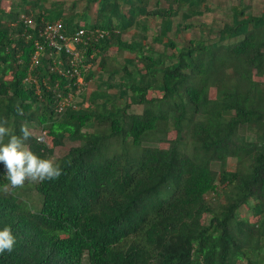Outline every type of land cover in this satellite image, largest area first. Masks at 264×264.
<instances>
[{
	"label": "trees",
	"instance_id": "trees-1",
	"mask_svg": "<svg viewBox=\"0 0 264 264\" xmlns=\"http://www.w3.org/2000/svg\"><path fill=\"white\" fill-rule=\"evenodd\" d=\"M83 1L0 0V118L63 169L5 194L0 164V228L17 236L0 264H264V10L241 0L216 38L182 43L208 0ZM58 20L107 32L79 46L84 83L39 35Z\"/></svg>",
	"mask_w": 264,
	"mask_h": 264
},
{
	"label": "clouds",
	"instance_id": "clouds-1",
	"mask_svg": "<svg viewBox=\"0 0 264 264\" xmlns=\"http://www.w3.org/2000/svg\"><path fill=\"white\" fill-rule=\"evenodd\" d=\"M34 139L33 130L27 123L15 134L8 127V121L0 118V164L4 166L7 183L3 192L9 194L23 188L26 183H43L60 178L63 169L60 163L51 156L42 157L30 146ZM43 143V137L40 138ZM17 244V236L11 225L0 228V255L11 254Z\"/></svg>",
	"mask_w": 264,
	"mask_h": 264
},
{
	"label": "rangeland",
	"instance_id": "rangeland-1",
	"mask_svg": "<svg viewBox=\"0 0 264 264\" xmlns=\"http://www.w3.org/2000/svg\"><path fill=\"white\" fill-rule=\"evenodd\" d=\"M10 1H17V0H8V2ZM67 2V5L72 1V0H64ZM241 0H208V4L211 6V9H213V11H207L205 12V14L203 16L200 17H195L193 19V21L197 24L196 27H193L191 31L189 32H184V35L182 37V43H187L188 42V38L190 37H196V36H208L209 38H216L218 36V30L220 28L221 25H223L224 23H226L227 21L230 20V15H231V6L233 4H238ZM245 2L246 5H248L249 7H252L254 13H259L262 10H264V0H243ZM155 0L152 1V3L154 4ZM80 6L82 7L84 4V1L81 0L80 2ZM200 23L204 24V30L201 32L199 30L198 25H200ZM130 36L128 34L124 35V38H129ZM150 40V39H149ZM156 49L158 51H162L163 50V46L161 45H155ZM114 49L112 51L109 52V55L111 57V59L123 63L124 61V54L123 53H117V48L116 46L113 47ZM171 51V49L169 50V52ZM139 53H142V50L139 49ZM126 54V53H125ZM131 55H133L134 57L137 55L136 53L131 52ZM139 61L140 64H142V62L137 59ZM97 65V64H96ZM97 66L94 65V69ZM116 77L118 78L119 75H116ZM84 83V80H83ZM96 83H97V74H92L90 80H88V82L86 83V89L84 91V95H79V93H75V97L74 95H72V98L74 97V101L76 103L82 104L83 99L82 97H88V95L90 94V92L92 90H94L96 88ZM216 84L214 82H212L211 86H210V91L213 92V90L215 89ZM114 91V89L112 90ZM150 96L155 95V92H149ZM70 99V98H69ZM129 99V98H128ZM131 99V97H130ZM129 111H136V112H141L142 111V106L138 105V104H132L131 107L129 108ZM36 134H40L41 131H35ZM41 136L43 137V139H45L49 146H53L54 145V141L52 140V138L47 135L46 131H44ZM77 142L71 141L69 139H66L64 144H60V145H55L54 146V154L55 157L58 158L60 156H62L71 145L76 144ZM28 190H33L34 187V183H26L25 186ZM23 187V188H24ZM164 195H166L167 193H163ZM38 197L35 194V192L32 193L31 198H29V200L34 201L37 200ZM62 235H65V233H63Z\"/></svg>",
	"mask_w": 264,
	"mask_h": 264
},
{
	"label": "built area",
	"instance_id": "built-area-1",
	"mask_svg": "<svg viewBox=\"0 0 264 264\" xmlns=\"http://www.w3.org/2000/svg\"><path fill=\"white\" fill-rule=\"evenodd\" d=\"M25 22L28 25H33V20L30 17H25ZM107 32L105 30H88L83 26L76 29L74 33H69L62 22V20L55 21L53 23H48L44 27L39 30V35L45 41V43L53 48V51L57 54L62 52H66L68 57L70 58V62L73 66V71L71 69L67 70L69 75L77 74V80L80 83H83V76L78 70V65L82 63L83 56L81 54V50L79 48L82 44H87L89 38L92 36L103 37ZM44 49V44L37 43V51L33 56V62L38 63V55ZM71 95L69 96V98ZM71 99V98H70ZM69 99V100H70ZM67 100H64V103Z\"/></svg>",
	"mask_w": 264,
	"mask_h": 264
}]
</instances>
